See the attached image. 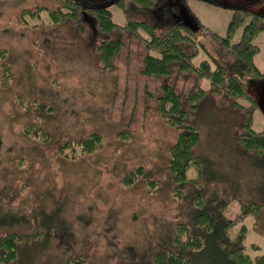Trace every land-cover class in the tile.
I'll use <instances>...</instances> for the list:
<instances>
[{
    "label": "rangeland",
    "instance_id": "374dc122",
    "mask_svg": "<svg viewBox=\"0 0 264 264\" xmlns=\"http://www.w3.org/2000/svg\"><path fill=\"white\" fill-rule=\"evenodd\" d=\"M86 3L108 7L114 21L125 24L112 2ZM249 4L263 12V0H166L153 16L159 26L181 20L194 28L196 40L184 45L185 51L194 55L195 65L204 60L213 68L222 65L246 83L256 100L252 128L262 131L264 77L244 75L235 54L224 53L219 41L228 34L234 9ZM56 5L0 0V238L10 233L31 238L17 264H148L159 241L179 222H192L194 189L179 199L169 173V148L181 130L162 118L151 96L164 83L185 97L197 86L209 90L193 118L201 136L197 153L216 173L205 199L219 190V201L227 204L224 214L234 220L231 238L245 228L246 252L264 255V156L255 157L238 143L252 103L241 98L236 107L234 98L212 91L209 80L178 67L172 77H147L142 74L147 51L137 37L118 30L92 37L89 16L79 23H53L48 11ZM244 26L233 33V43ZM107 38L125 43L111 67L97 50ZM254 43L255 62L264 73V31ZM31 122L43 123L50 142L24 134ZM92 133L103 137L94 153L78 146L66 152L76 157L63 159L58 148L63 138L81 140ZM138 168L143 174L128 185L125 177ZM198 176L194 166L187 172L188 179ZM253 202L262 205L253 208ZM241 203L250 214H243Z\"/></svg>",
    "mask_w": 264,
    "mask_h": 264
},
{
    "label": "trees",
    "instance_id": "16d2710c",
    "mask_svg": "<svg viewBox=\"0 0 264 264\" xmlns=\"http://www.w3.org/2000/svg\"><path fill=\"white\" fill-rule=\"evenodd\" d=\"M108 1L123 12L126 18L124 25H118L114 21L112 11L108 7L87 4L86 0H55L57 5L50 9L48 14L51 21L56 24L79 23L82 17L89 16V22L94 26L92 27V37L99 39L113 34L117 30L129 32L137 37L147 51L142 63V74L147 77H172L174 68L178 67L186 75L193 74L200 80H209L211 90L223 91L234 98L236 107L241 106L239 99L249 100L252 105L249 107L243 131L238 136V143L242 150L255 157H263L264 130L255 131L252 128L256 100L250 95L246 83L238 75L229 74L224 66L217 64L213 68L211 62L206 60L199 65L193 63L194 55L187 53L184 45L195 42L197 33L194 28L181 20L159 26L153 12L162 7L166 0ZM28 13L33 14L31 11H27L26 14ZM196 20L199 25H203L202 21L197 18ZM243 24L245 26L240 41L233 43L231 39L233 33ZM72 25L84 33L82 26ZM142 31L144 34L141 33ZM263 31V13L255 11L250 6L236 7L227 36L219 38L223 52L235 54L236 64L240 71L244 75L256 79L263 78L264 73L255 62L258 46L254 43V39L258 33ZM124 47L125 43L120 38H107L101 41L97 50L104 66H110L115 54ZM3 75L5 77L1 78V81L6 85L9 76L7 73ZM208 93L209 90L197 86L191 89L185 97L176 90L174 85L164 83L160 86L158 95L151 94L159 105L162 118L172 127L181 130L176 141L169 148V173L172 183L175 185V195L179 199L183 200L188 188L194 189L192 204L195 216L191 220L192 222H179L168 238L159 241L161 250H157L150 256L148 264H264V255L254 258L246 252L245 228L234 239L229 235L234 220L225 216L223 209L227 204L226 201H219V190L210 191L211 195L207 197L208 202L205 199L207 183L216 178V173L212 171V163L197 153L201 136L193 118ZM43 107L42 105V109ZM43 126L42 122L41 125L38 122H31L26 125L24 134L28 137L39 135L41 136L39 143H48L51 140V135ZM102 141L101 134L92 133L81 140L63 138L58 148L63 159L68 160L76 156L66 153L67 151L73 152L79 146L83 153L92 154ZM192 166L198 170L197 179H188L187 177V172ZM142 174L143 169L138 168L135 172L127 175L124 180L128 185H131L135 181L134 179ZM256 205L261 207L262 204L253 202L251 207L254 208ZM241 206L243 214H250L249 206L247 207L243 203ZM263 232L261 231V233ZM41 234L42 232L36 233V235ZM30 241V236L15 233L1 237L0 264H17L21 258L22 250L31 243Z\"/></svg>",
    "mask_w": 264,
    "mask_h": 264
},
{
    "label": "flooded vegetation",
    "instance_id": "af4514ba",
    "mask_svg": "<svg viewBox=\"0 0 264 264\" xmlns=\"http://www.w3.org/2000/svg\"><path fill=\"white\" fill-rule=\"evenodd\" d=\"M263 2H264V0H263ZM251 4H249L248 6H250ZM261 13H263V20H264V8H263V12H261Z\"/></svg>",
    "mask_w": 264,
    "mask_h": 264
}]
</instances>
